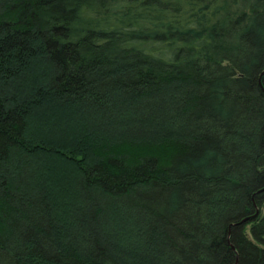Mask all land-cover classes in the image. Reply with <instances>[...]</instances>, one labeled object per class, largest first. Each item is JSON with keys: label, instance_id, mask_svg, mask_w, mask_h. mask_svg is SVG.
Returning <instances> with one entry per match:
<instances>
[{"label": "trees", "instance_id": "trees-1", "mask_svg": "<svg viewBox=\"0 0 264 264\" xmlns=\"http://www.w3.org/2000/svg\"><path fill=\"white\" fill-rule=\"evenodd\" d=\"M264 264V0H0V264Z\"/></svg>", "mask_w": 264, "mask_h": 264}, {"label": "water", "instance_id": "water-1", "mask_svg": "<svg viewBox=\"0 0 264 264\" xmlns=\"http://www.w3.org/2000/svg\"><path fill=\"white\" fill-rule=\"evenodd\" d=\"M233 264H236V259H235V261H234V263Z\"/></svg>", "mask_w": 264, "mask_h": 264}]
</instances>
